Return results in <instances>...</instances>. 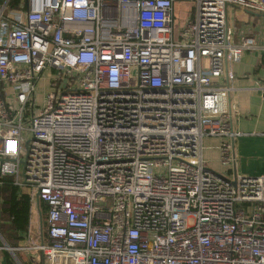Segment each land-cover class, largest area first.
Returning <instances> with one entry per match:
<instances>
[{"label":"built area","instance_id":"1","mask_svg":"<svg viewBox=\"0 0 264 264\" xmlns=\"http://www.w3.org/2000/svg\"><path fill=\"white\" fill-rule=\"evenodd\" d=\"M179 1L192 13L175 22ZM6 2L0 176L46 205V238L12 250L41 264H264V175L213 171L201 143L218 138V161L232 160L226 64L257 44L232 39L225 9L264 14V0Z\"/></svg>","mask_w":264,"mask_h":264},{"label":"crops","instance_id":"2","mask_svg":"<svg viewBox=\"0 0 264 264\" xmlns=\"http://www.w3.org/2000/svg\"><path fill=\"white\" fill-rule=\"evenodd\" d=\"M225 16L226 26L231 30L234 41L243 36H253L257 47L244 51L237 63L226 64V68L233 73V77L228 80L232 89L227 98V105L233 110L232 125L240 132L232 144V160L228 165L220 164L217 151L219 139L209 136L202 137V157L210 169L227 176L233 173L264 175V99L256 89L257 83L264 81V65L260 62L261 56L264 55V14L227 6ZM29 201V228L25 240H19L20 246L25 243H29L27 246L34 244L35 235L37 240L46 238V235L41 233L40 224L36 226L37 231L31 234V209L35 207V211H38L39 200L33 198ZM19 250L24 251L26 262L33 264L34 259L39 264L41 261L40 255L32 256L26 249ZM5 251L2 252L0 264H13L9 253L5 254Z\"/></svg>","mask_w":264,"mask_h":264},{"label":"trees","instance_id":"3","mask_svg":"<svg viewBox=\"0 0 264 264\" xmlns=\"http://www.w3.org/2000/svg\"><path fill=\"white\" fill-rule=\"evenodd\" d=\"M2 1L0 0V4ZM19 2L20 0H7L6 10L17 8ZM260 62L264 65V55L261 56ZM0 199V235L11 247L26 235L30 214V199L25 191H21L20 188L12 183V177L8 175L0 176ZM38 210L41 217L40 228L43 235L46 230V205L44 202H38ZM4 253L6 254V252ZM18 260L20 259L18 258ZM23 264L30 263L25 261ZM39 264H41V261H39Z\"/></svg>","mask_w":264,"mask_h":264},{"label":"rangeland","instance_id":"4","mask_svg":"<svg viewBox=\"0 0 264 264\" xmlns=\"http://www.w3.org/2000/svg\"><path fill=\"white\" fill-rule=\"evenodd\" d=\"M192 6L193 5L190 3V1H179V2L175 3L174 4L175 22H177L180 19L186 17V15L191 14L192 13ZM38 84H39L38 88L36 89V91L33 94L34 101H35L36 104H40L41 101H42V96L41 95H42V90L44 89V79L39 80ZM41 216H42V214H41ZM40 218L41 217H40L39 210L35 211V207H33L31 209L30 224H29L32 235L34 234V232L37 231L36 226H39ZM27 228H29V227H27ZM0 237L3 239V237L1 235H0ZM34 241H38L36 235L34 237ZM20 245H21V243H19V241H17L11 247L17 248ZM27 245H29V243H27ZM0 246H3L2 243H1V239H0ZM3 251H5V249H0V258L2 257V254H3L2 252ZM5 252H7V251H5ZM13 253H14V255H15V257L17 259L18 258L20 259L19 260L20 264H23L25 262L26 257H25L24 251L19 250V249H13ZM27 253H29V255H30L31 253H33V251L29 250V251H27ZM7 254H8V252H7ZM33 254H35V253H33ZM8 255H9L10 259L12 260L13 264H15L14 259L12 258V256L10 254H8ZM35 255H37V257L39 256V254H35ZM32 263L33 264H38V261H36V260L34 261V259H33Z\"/></svg>","mask_w":264,"mask_h":264},{"label":"water","instance_id":"5","mask_svg":"<svg viewBox=\"0 0 264 264\" xmlns=\"http://www.w3.org/2000/svg\"><path fill=\"white\" fill-rule=\"evenodd\" d=\"M25 1V0H24ZM35 195H37V193L35 194ZM0 239H1V243H2V245H3V248L12 256V258L14 259V261H15V263L16 264H20L19 263V261H18V259L15 257V255H14V253H13V250H12V248L10 247V246H8L6 243H5V241L0 237Z\"/></svg>","mask_w":264,"mask_h":264}]
</instances>
